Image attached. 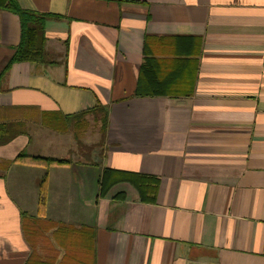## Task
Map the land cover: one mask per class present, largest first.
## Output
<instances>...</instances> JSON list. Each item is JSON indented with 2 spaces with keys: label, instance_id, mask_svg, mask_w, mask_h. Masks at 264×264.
Listing matches in <instances>:
<instances>
[{
  "label": "crops",
  "instance_id": "0c3cea01",
  "mask_svg": "<svg viewBox=\"0 0 264 264\" xmlns=\"http://www.w3.org/2000/svg\"><path fill=\"white\" fill-rule=\"evenodd\" d=\"M14 2L51 16L0 80V264H264V0ZM20 37L0 9V73Z\"/></svg>",
  "mask_w": 264,
  "mask_h": 264
},
{
  "label": "trees",
  "instance_id": "16d2710c",
  "mask_svg": "<svg viewBox=\"0 0 264 264\" xmlns=\"http://www.w3.org/2000/svg\"><path fill=\"white\" fill-rule=\"evenodd\" d=\"M0 9L9 11L18 16L21 27V37L14 54L10 58L5 68L0 73V80L7 74L10 66L15 63H32L45 64L46 53L44 51L45 45V22L51 15H39L37 13L29 12L20 9L14 0H0ZM147 95V94H146ZM8 128L0 127V144L9 142L7 137ZM17 133V132H16ZM32 166H41L44 168L66 166L69 161L66 159H57L40 156H28L23 152L19 153L11 162ZM118 182H128L133 185L140 197V200L147 203H152L155 198L157 189V180L150 176L116 172L104 169L99 180L100 195H104L107 190ZM46 195V176H44L39 184V204L38 210L41 213L45 207Z\"/></svg>",
  "mask_w": 264,
  "mask_h": 264
},
{
  "label": "rangeland",
  "instance_id": "374dc122",
  "mask_svg": "<svg viewBox=\"0 0 264 264\" xmlns=\"http://www.w3.org/2000/svg\"><path fill=\"white\" fill-rule=\"evenodd\" d=\"M89 125H90V129H92V127H93V129H95L96 130V132H97V128L92 124V122L91 123H89ZM96 137H98L97 135H96Z\"/></svg>",
  "mask_w": 264,
  "mask_h": 264
}]
</instances>
